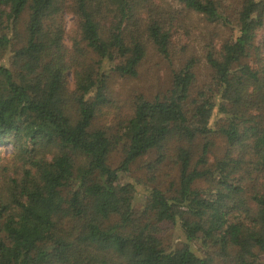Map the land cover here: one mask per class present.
<instances>
[{
	"label": "trees",
	"instance_id": "trees-1",
	"mask_svg": "<svg viewBox=\"0 0 264 264\" xmlns=\"http://www.w3.org/2000/svg\"><path fill=\"white\" fill-rule=\"evenodd\" d=\"M174 1L0 0V264H264V0ZM191 15L228 31L209 83L194 92L190 58L99 128L110 78H136L151 46L169 59Z\"/></svg>",
	"mask_w": 264,
	"mask_h": 264
},
{
	"label": "rangeland",
	"instance_id": "rangeland-1",
	"mask_svg": "<svg viewBox=\"0 0 264 264\" xmlns=\"http://www.w3.org/2000/svg\"><path fill=\"white\" fill-rule=\"evenodd\" d=\"M165 1L173 7L176 6L174 0ZM25 20L26 16L24 15L22 16V22L16 28L18 35L14 37L11 34L12 41L16 45L26 44ZM62 21L65 34L63 44L67 50H70L72 47V38L77 34L76 19L72 13L66 12L62 16ZM177 30L178 32L172 39L171 56L169 59H165L159 55L151 46L148 48L146 58L138 69V76L136 78H120L118 76H112L110 78L109 93H111V104L104 108L102 115L96 120V125L107 132V134H115L121 127L123 121L130 114L132 104L136 97L143 96L149 98L163 93L169 85L172 71L178 70L188 59L194 58L197 60L194 92L203 89L209 83L211 74L205 56L209 49L219 47L221 41L228 36V31L220 26L207 24L201 17L196 15L188 16L184 21V26ZM1 62L9 64V60H0ZM69 80L71 81V74H69ZM119 131L120 129L117 133ZM11 151L10 146L4 147L3 155L8 157ZM112 160L116 165L119 162V156L113 155ZM137 163L131 168L132 174L130 175L132 177H138L141 180V184L138 187L142 190L145 185H149L150 183L149 176L151 175L146 169V164L149 163V157H144ZM171 166L169 161H167L166 165H164L163 172L170 173ZM162 175L163 173L161 177ZM178 236L179 233L176 230L166 228L164 234L165 245L181 246ZM215 258L216 264H221V259Z\"/></svg>",
	"mask_w": 264,
	"mask_h": 264
}]
</instances>
